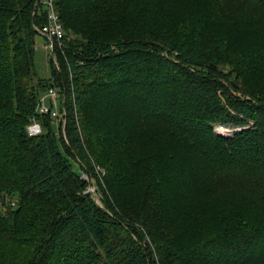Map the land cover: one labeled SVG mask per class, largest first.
Wrapping results in <instances>:
<instances>
[{
  "label": "trees",
  "instance_id": "1",
  "mask_svg": "<svg viewBox=\"0 0 264 264\" xmlns=\"http://www.w3.org/2000/svg\"><path fill=\"white\" fill-rule=\"evenodd\" d=\"M238 1L52 0L45 79L46 4L0 0V264H264V0ZM61 76L67 144L36 110Z\"/></svg>",
  "mask_w": 264,
  "mask_h": 264
},
{
  "label": "rangeland",
  "instance_id": "2",
  "mask_svg": "<svg viewBox=\"0 0 264 264\" xmlns=\"http://www.w3.org/2000/svg\"><path fill=\"white\" fill-rule=\"evenodd\" d=\"M224 5L226 6V8H229V9L231 8L237 9L243 6L242 3L239 2L238 0H225ZM177 15H178V9L175 10L173 13H170V12L162 13L160 17V21L164 23H170V22L174 23L177 21V19H174V18H177ZM253 34L255 35V40H257L260 37L264 38V31L259 32V29L257 28L253 30ZM36 41L37 42L35 44V53H34L35 69L37 73L39 74V76L45 79H48L50 77L49 76L50 75V61L53 64V68L56 71H59L60 69L62 71V68L60 66V63L58 64L59 59H58L56 52L53 50V53L51 54V50L47 47V44H48L47 39L37 38ZM54 85L55 87H52V88L56 89V95H57L56 105H58L57 108H58L60 116L62 117L64 116V111H65L64 105L62 104V100H64V96H65V87H66L65 78L61 76L59 81L54 82ZM45 102H46V105L49 107V101L46 100ZM51 123L53 124L55 128H57L58 134L67 144L66 135H65V129H66L65 124L64 126H62V121L60 122L57 119H52ZM73 168L78 171V168L75 165H73ZM93 169L94 170L92 171H86L88 175V180L85 181V192L89 193L97 204H99L100 206H103L104 205V202H103L104 194L102 190L103 188L102 177L105 171L103 168H100L97 165H94ZM144 237H145L146 242L151 244L148 237L146 235ZM153 255H156V252L154 250H153Z\"/></svg>",
  "mask_w": 264,
  "mask_h": 264
},
{
  "label": "built area",
  "instance_id": "3",
  "mask_svg": "<svg viewBox=\"0 0 264 264\" xmlns=\"http://www.w3.org/2000/svg\"><path fill=\"white\" fill-rule=\"evenodd\" d=\"M47 7V23L44 24L41 28L38 29V32L42 34L47 39V47L51 50V54L53 53V49L55 45L61 47L62 39L65 36L64 28L62 23L59 21L54 9L52 0H43ZM54 57V56H53ZM56 89L50 88L48 91L40 98V101L37 105V112L39 114H50L52 119H57L60 122L62 121V126L65 124L64 116H60L58 111V105H56ZM46 100L49 101V107L46 105ZM61 117V118H60ZM28 134L35 135L40 132L39 123L33 118L29 123ZM235 130L232 126L215 125V131L222 135H228ZM79 177L85 181L88 180L87 172L81 171ZM92 190V188H91Z\"/></svg>",
  "mask_w": 264,
  "mask_h": 264
},
{
  "label": "water",
  "instance_id": "4",
  "mask_svg": "<svg viewBox=\"0 0 264 264\" xmlns=\"http://www.w3.org/2000/svg\"><path fill=\"white\" fill-rule=\"evenodd\" d=\"M37 2H38V0H37Z\"/></svg>",
  "mask_w": 264,
  "mask_h": 264
}]
</instances>
